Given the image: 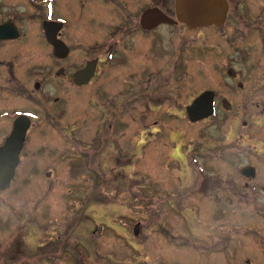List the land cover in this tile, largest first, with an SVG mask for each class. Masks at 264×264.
Returning a JSON list of instances; mask_svg holds the SVG:
<instances>
[{
	"label": "rangeland",
	"instance_id": "obj_1",
	"mask_svg": "<svg viewBox=\"0 0 264 264\" xmlns=\"http://www.w3.org/2000/svg\"><path fill=\"white\" fill-rule=\"evenodd\" d=\"M56 10L63 11L60 3ZM97 35L74 42L87 50L83 45L106 39ZM202 37L201 30L171 25L120 38L128 57L106 56L112 69L98 83L104 94L60 81V160L50 137L45 153L28 152L23 172L0 193V264H195L200 260L185 261L195 256L236 264L262 250L264 206L254 204H264V190L258 186L253 199L235 171L258 164L264 183V67L256 68L257 79H243L258 105L249 101L248 113L259 116L219 110L192 122L185 109L197 94L234 97L230 85L239 89L210 62L195 58L190 65V44L196 50ZM248 119L253 125L243 127ZM218 174L225 178L220 188L208 189Z\"/></svg>",
	"mask_w": 264,
	"mask_h": 264
},
{
	"label": "flooded vegetation",
	"instance_id": "obj_2",
	"mask_svg": "<svg viewBox=\"0 0 264 264\" xmlns=\"http://www.w3.org/2000/svg\"><path fill=\"white\" fill-rule=\"evenodd\" d=\"M225 2L227 11L223 22H204L193 27L183 22H158L157 17L151 18L149 26L143 20L145 10L154 7L176 20V0H0V173L15 163L17 149L19 151L10 186L0 189V193L10 190L18 175L23 172L22 163L28 152L34 157L45 153L50 137L57 142L50 143L56 148L60 160V140L54 139L58 137L55 131L65 130L60 126V81H67L76 88L91 85L94 93L99 88L98 92L104 94L105 87L102 88L98 83L100 79H108L106 74L112 69V62L107 61L106 56L110 60L114 57H128L118 49L122 37L136 33H155L171 25L183 26L189 31L201 30L203 37L198 48L193 50V43L190 44V65L195 58H200L205 64L210 62L215 71L221 70L220 79H234L236 89L239 88L235 91V87L230 85L234 96H230L232 99L215 90H203L202 92L209 90L214 93V113L201 120L217 116L219 110L224 115H257L256 109L255 112L250 109L253 113H248L249 101L252 102V107L256 104L251 100V90L246 88L243 79H257L258 76L253 75L256 68L260 65L264 67V0ZM57 3H60L63 11L56 10ZM208 3L205 9L211 12H206V15L216 19L217 13L214 11L220 8L219 2L213 0ZM85 33L98 34L97 36L101 34L106 39L99 44L87 43L83 45L87 50H83L74 39L78 37L81 43L80 36L84 37ZM89 62L95 64L91 79L86 82L75 79V73L85 68ZM244 67L249 69L248 75H244ZM116 79L121 78L116 76ZM259 79L264 77L260 76ZM199 94L192 98L187 107ZM104 114H107L105 109ZM249 120L243 121V127L253 125V121ZM41 138L44 142L37 144ZM258 159L260 160L259 157ZM261 159L264 162V158ZM34 160L35 158L29 160L26 170H32L30 164ZM243 164L237 167L235 173L245 180L243 187L253 189L254 199L258 195V186H262L264 190V183L257 180L262 172L258 164ZM245 167L249 168L244 170ZM50 172L52 171H47L46 175H50ZM213 176L214 182H209L207 187L218 190L225 178L220 174ZM230 180L236 188L237 181L234 177ZM201 182L203 181L196 184ZM211 191L209 193L220 200L219 192ZM236 192L243 193L240 188ZM254 205L259 209L264 206L263 203L256 202ZM216 209L223 211L224 206L217 205ZM253 233L258 237V231L254 230ZM260 235L264 242V236ZM245 256L243 262L238 261L236 264H264V244L262 250L255 248ZM185 259H197L200 261L195 264H207V257Z\"/></svg>",
	"mask_w": 264,
	"mask_h": 264
},
{
	"label": "water",
	"instance_id": "obj_3",
	"mask_svg": "<svg viewBox=\"0 0 264 264\" xmlns=\"http://www.w3.org/2000/svg\"><path fill=\"white\" fill-rule=\"evenodd\" d=\"M213 0H176L175 8L177 19L174 20L171 17L167 16L162 10L157 7L149 8L145 10L143 14V20L151 26L148 22L151 21V18H156L158 22H170L178 23L183 22L189 26H200L204 22H223L226 16V2L225 0H218L220 8L215 10L217 13L216 19L208 18L206 12H211V10L205 9L208 2ZM217 2V1H216ZM214 3V2H213ZM208 3V4H213ZM95 72V64L89 62L88 65L77 71L74 75L75 79H83L84 82L91 79ZM187 116L190 121L196 122L201 119L207 118L214 113V93L212 91H204L202 94L197 96L193 103L187 107ZM8 143V142H7ZM5 150L9 148H3ZM19 151L17 149L15 163L7 170H1L0 173V189L8 188L10 186L11 180L14 176L15 167L18 162ZM249 167H245L248 169ZM4 169V168H3ZM140 223H137L135 226V233H139Z\"/></svg>",
	"mask_w": 264,
	"mask_h": 264
}]
</instances>
